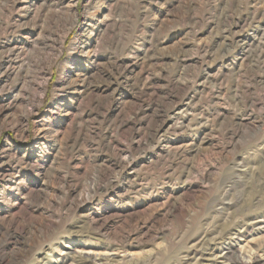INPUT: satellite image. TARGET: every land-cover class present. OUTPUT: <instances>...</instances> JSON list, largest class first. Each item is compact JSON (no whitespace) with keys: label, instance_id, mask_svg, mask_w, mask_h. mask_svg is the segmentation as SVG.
<instances>
[{"label":"rangeland","instance_id":"rangeland-1","mask_svg":"<svg viewBox=\"0 0 264 264\" xmlns=\"http://www.w3.org/2000/svg\"><path fill=\"white\" fill-rule=\"evenodd\" d=\"M229 262L264 264V0H0V264Z\"/></svg>","mask_w":264,"mask_h":264},{"label":"bare ground","instance_id":"bare-ground-1","mask_svg":"<svg viewBox=\"0 0 264 264\" xmlns=\"http://www.w3.org/2000/svg\"><path fill=\"white\" fill-rule=\"evenodd\" d=\"M227 254V253H226ZM231 259V258H230ZM235 260V259H234ZM246 260V259H245ZM228 261V260H227ZM247 261V260H246ZM242 262V261H241ZM226 264H235L234 262H229V263H226ZM236 264H240V263H236Z\"/></svg>","mask_w":264,"mask_h":264}]
</instances>
